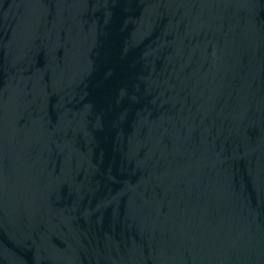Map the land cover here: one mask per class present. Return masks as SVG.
I'll use <instances>...</instances> for the list:
<instances>
[{"label":"water","instance_id":"obj_1","mask_svg":"<svg viewBox=\"0 0 264 264\" xmlns=\"http://www.w3.org/2000/svg\"><path fill=\"white\" fill-rule=\"evenodd\" d=\"M0 264H264V0H0Z\"/></svg>","mask_w":264,"mask_h":264}]
</instances>
